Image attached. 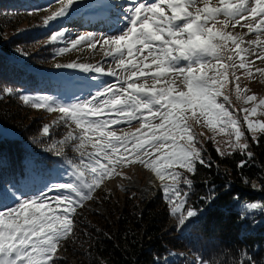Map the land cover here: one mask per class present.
<instances>
[{
	"label": "snow or ice",
	"instance_id": "obj_1",
	"mask_svg": "<svg viewBox=\"0 0 264 264\" xmlns=\"http://www.w3.org/2000/svg\"><path fill=\"white\" fill-rule=\"evenodd\" d=\"M201 2L204 7H200ZM59 3L60 9L44 20L45 25L58 17H66L75 0H67L66 3L59 0ZM162 5H167L171 15L166 14ZM92 6L103 10L119 9L115 24L127 21L130 27L115 37H97L92 33L80 35L69 41L71 49L85 44L95 49L101 41L102 47L109 46L105 55L112 56L116 67L121 69L124 75L117 76L113 68H109L106 75L117 77L118 83H109L103 79L105 73L100 64L72 63L57 64L56 67L79 68L85 73L101 74L90 75L87 85L81 88L88 91V96L83 99L74 93L70 102H61L49 95L33 97L22 94L19 89L12 87L5 86L0 89V99H3L4 94L19 95L20 99L32 108H43L48 112L59 111L62 114L60 120L64 124L68 125L71 121L80 129L79 135L70 131L64 139L55 142L33 139V143L41 146L42 150L57 158H64V146L70 140L79 142L75 144L74 151L79 152L81 158L84 157L82 150L86 144L91 143L96 149L95 153L89 154L94 163L84 165L83 168L68 161L73 168V181L46 182L44 189L34 196H25L23 192L12 187L0 188V264H58L55 258L58 246L75 242L76 239L74 228L79 221L74 213L77 206L92 199V193L100 184L116 168L126 163L135 162L155 173L161 181L162 195L171 205V213H180L179 225L186 226L190 223L203 209L185 208L193 181L184 172L176 169L182 167L186 173L196 174L197 164L211 168L215 162L206 158L203 154L206 150L202 146L198 148L192 143L193 134L189 133L190 125L187 123L189 117L185 115L188 110L199 107L209 116V124L220 123L222 131L229 129L228 135L235 137L231 142L233 151L245 157L237 163L238 169H243L254 156L249 138L245 137L244 131L237 126L239 120L233 118L224 103H218L216 98L221 95L219 77L227 79L229 69H232L233 73L237 69L235 63L227 66L223 63L224 53L228 51V42L235 45L240 52L256 54L257 59L264 60V54L256 53L257 48H262L264 52V40L261 39L264 36V0H236L235 3L219 0L218 6H208V0H158L152 4L141 0H127L126 3L121 0H98V3ZM221 15L224 20L219 22L224 28L229 24L235 28L244 20L245 24L241 26L247 27L249 32L257 33L255 40L247 42L248 48H241L244 43L243 36L214 31L215 24L209 26V20L216 21ZM64 37L65 32L58 31L51 36L49 42L55 43ZM252 45L256 47L253 48ZM69 50L65 46L57 51L67 53ZM227 60L232 61L233 57L228 55ZM145 61H150V64ZM181 61L186 62L185 66H181ZM247 63L242 56L238 67L251 73L252 69L247 67ZM150 65L154 66L155 71H152ZM216 65L224 71L218 75H208L205 70L214 71ZM256 71L264 75V68H257ZM169 74L181 78L180 83L187 90L173 94L171 85L175 80L169 79ZM157 85L162 86L158 89ZM236 87L238 92L241 91L239 84ZM255 99V96H246L247 101ZM224 101L228 102L227 95L224 96ZM256 107H264V99L259 100ZM256 107L251 108L250 112L255 113ZM244 111L248 113L249 109ZM113 112L116 113L114 117L103 115ZM145 112L153 120L158 117L160 122L153 124L151 120L141 119ZM136 119L141 120L140 129L131 134V138L129 134L118 135L116 130L108 127L118 125L121 121L131 123ZM243 119L247 123V131L252 134L251 141L259 144L261 138H264V122L251 121L248 115ZM146 126L150 135L141 138L140 131ZM157 130L161 134L158 135ZM42 133L45 137L50 136V126L44 125ZM90 134L96 135L95 141L91 139ZM181 134L187 136L188 144L181 145L177 142L176 136ZM129 145L132 146V159L117 157L118 149L124 148L128 151ZM169 145L171 147H168ZM154 153H165L163 160L154 156ZM220 155L231 153L220 152ZM101 159L106 163H101ZM242 179L246 185L250 183L247 177ZM181 185L187 186L188 190ZM252 187L257 186L253 184ZM215 198L213 185L212 193L201 199L210 204ZM6 200L18 203L10 207ZM56 208L62 210L55 211ZM243 208L258 209L264 214V204H244ZM241 218H246V214L242 213ZM223 256V260L213 261L197 256L192 264H257L244 250L225 252ZM229 256L232 257L230 260ZM155 264L166 262L157 257Z\"/></svg>",
	"mask_w": 264,
	"mask_h": 264
},
{
	"label": "trees",
	"instance_id": "obj_2",
	"mask_svg": "<svg viewBox=\"0 0 264 264\" xmlns=\"http://www.w3.org/2000/svg\"><path fill=\"white\" fill-rule=\"evenodd\" d=\"M55 2L57 0H0V89L7 86L29 96L49 95L61 101V85L72 76L66 77L68 70L63 67L45 65L56 60L60 44V41L49 42L56 33V25H45L43 21ZM37 19H41L38 26L29 25L6 39V27L13 20L17 21L16 29L23 22L35 24ZM45 41L46 44L33 51L38 43ZM29 107L19 95L4 94L0 99V125L10 129L9 133H0V188L12 187L20 192L44 188L46 182H62L65 173L73 171L68 161L81 166L80 153L74 161L65 156L57 158L33 143V139L49 142L64 139L68 129L57 124L55 129H50V136L45 137L42 127L46 122L29 118ZM73 145L74 141L66 147ZM252 145L254 156L243 169L236 167L245 159L243 154L232 151L231 155L221 156L207 145L203 154L214 161V165L205 168L197 164L196 174L185 173L193 181L185 208L203 210L186 226H178L176 238L163 237L165 225L170 220L178 221L180 213H171V206L160 189L142 209L134 202L135 198L130 197L121 207H112L111 219L94 214L91 223L87 219L82 221L81 231L74 230L75 242L65 244V253L76 258L77 264H153L157 257L166 255L167 247L187 251L195 260L202 256L208 261L223 260L225 252L244 250L257 264H264V220L257 223L264 214L247 213L246 218H241L245 213L244 203L264 204V138ZM242 177H247L250 183L246 185ZM253 184L257 187L253 188ZM213 185L216 198L207 204L201 198L212 193ZM181 187L188 190L187 186ZM57 261L66 264L62 259Z\"/></svg>",
	"mask_w": 264,
	"mask_h": 264
},
{
	"label": "rangeland",
	"instance_id": "obj_3",
	"mask_svg": "<svg viewBox=\"0 0 264 264\" xmlns=\"http://www.w3.org/2000/svg\"><path fill=\"white\" fill-rule=\"evenodd\" d=\"M66 3L67 0H64ZM121 2H127V0H121ZM141 2L152 4L158 2V0H141ZM229 3H235L236 0H228ZM98 3V0H75L74 5L72 6V10H70L69 14L66 17H58L56 20L50 21V25H56V32L58 31H64L65 37L60 41V44L57 48L65 47L67 46L70 50L67 53H58L55 55L56 60L46 63L45 65L49 68L56 67L57 64L59 65H67V64H91V65H97L100 64L104 68L103 79L107 80L109 83H118L117 77H112L106 75L109 68H113L117 72V76H123L124 73L121 69L116 67L115 62L112 59V56H106L105 52L109 50V46H101V43H98L96 45V48H89L87 45H81L78 46L77 49H71V45L69 43L70 40L76 39L80 35H85L87 33H92L94 36L97 37H115L120 35L123 31L127 29V27H130L127 24V21H123L119 24H115L116 19V13L119 12V9L114 10H108V9H101L98 6L93 7L92 5ZM219 0H208V6H218ZM61 7V4L59 3V0L54 3V6L51 10H49L48 14L51 16L54 12L58 11ZM162 7L165 8V12L167 15H171V10L167 7V5H162ZM200 7H204V4L201 2ZM190 11L192 9H189ZM123 15V13H121ZM43 16V21H44ZM224 17L218 16L216 21L209 20V26L211 27L213 24H215L214 31H224V32H231L233 35H240L243 36L244 43L241 44V48H248V41L249 40H255L257 37V33L255 31L249 32L247 27H242L241 25L245 24V21L242 20L239 25H236L235 28L229 24L227 28H224L223 25L219 21H223ZM41 22V19H37L34 22L32 21L30 24L28 22H23L20 25L16 26V29H14V26L17 24L16 20H13L8 27H6L5 30V37L6 39L20 33L21 31L26 30V28L30 25H36L38 26ZM29 26V27H30ZM14 29V30H13ZM54 34V33H53ZM52 34V35H53ZM51 35V36H52ZM262 40H264V36L261 37ZM46 41H49L46 40ZM40 42L37 44L34 50L39 49L42 45L46 44L47 42ZM251 47L255 48V45H252ZM264 47V46H262ZM58 50V49H57ZM257 54H264L262 52V48L256 49ZM118 55V54H116ZM145 55L147 53L145 52ZM231 55L233 57L232 61L227 60V56ZM225 59L223 63L227 66L228 64L235 63L237 65V69L233 73L232 69H229L227 73V79H225L223 76L219 77V90L221 92V95L218 96L217 102L218 103H224L225 108L230 112L233 118H236L239 120L238 127H241V130L244 131L245 137L249 138L250 147L252 148V144L255 143L251 141V133L247 131V123L244 121V116L248 115L249 120L251 121H259L264 122V107H256L259 103V100L264 99V75H261L256 71L257 68H264V60L257 59L256 54H249L245 52H240L239 49L235 48V45L231 44V42H228V51L224 53ZM245 57L246 63L248 61H251V63H247V67L251 68V73L247 72L245 69H240L238 67L240 58ZM142 59V58H141ZM145 63H149L150 61H145ZM186 62L181 61V66H185ZM152 71H155L154 66H151ZM211 67V66H210ZM66 70H68V73H66V77L72 76V78L69 81H65L61 85V93L59 98L61 99V102H70L72 95L75 93V95L79 96L81 99L88 96L87 89L81 90V88L85 87L88 83V80L90 79V75H101V74H89L83 72L79 68H68L63 67ZM146 71H148L146 69ZM208 75H218L220 72H223L224 69L219 68V65H216V68L214 71L206 69ZM238 78V79H237ZM169 79L175 80V83L171 85L173 87L175 94L177 91L184 90L186 91V87L180 83L179 77H176L172 74H169ZM142 82V81H141ZM149 84L152 83L151 79L148 80ZM81 83V84H78ZM85 83V84H82ZM95 83V82H93ZM77 85V88H75L74 85ZM239 84L241 91H237L236 85ZM162 85H157V88L159 89ZM71 91V92H69ZM69 92V94H67ZM65 95L63 96V94ZM228 96V102L224 101V96ZM37 96V95H34ZM33 96V97H34ZM246 96H255V101H247ZM30 106V105H29ZM256 107V112L251 113V108ZM249 109V112L246 113L244 110ZM28 117L29 118H37V119H44L47 125L50 126V129H55V125L61 124L65 128L68 129V132H73L74 135H79L80 129L76 127L74 122H69L68 125L64 124L62 120H60L61 113L59 111H53L48 112L46 110H43V108L35 109L31 106L28 109ZM193 113H195V116H193ZM103 115L107 116H116V113H104ZM185 115L189 117L187 119V123L190 125L189 127V133L193 134V141L192 143H195L196 147H203L205 149L207 145H210L214 147L217 152L220 154V152H232V146L231 142L235 139L234 136L230 137L228 135L229 129L221 130V124L215 123L209 124L208 119L209 116L206 115L199 107L188 110L185 112ZM141 119H148L151 120V123H159V118L152 119L149 114L145 112L144 117ZM59 121V123H56ZM141 120L136 119L132 120L131 123H128L127 121H121L118 125H109L108 127L111 129H114L117 131L118 135L123 134H129L131 138V134H134L137 132V129H140ZM10 129L4 128L0 125V133H9ZM158 135L161 134L159 130H157ZM140 137L145 138L150 135V132L147 128V126L144 129H141L140 131ZM173 135H175V132H173ZM259 135V133H257ZM91 139L93 141L96 140V135L90 134ZM177 142L181 145L188 144L189 141L187 140L186 135H177L176 136ZM196 141H199V143H196ZM72 142L71 140L68 141ZM243 142V139L241 140ZM67 143V144H68ZM79 143L78 141H74V145L68 148L66 145L64 146V153L65 157L70 158L71 160H76L77 153L74 151L75 144ZM168 147H171L169 145ZM132 146H128V151H125L124 148H119L118 152L116 153L117 157H124L126 160H131L132 156L131 153ZM66 149V150H65ZM167 149L165 150V152ZM84 157L83 164H81V167L83 168L84 165L94 163L92 159L89 158L90 153H95L96 149L92 147L91 143H88L85 145V148L83 149ZM205 153V152H204ZM165 153H154V156H159L161 160H163V155ZM101 163H106L103 159H101ZM165 164L167 162H164ZM160 166V165H158ZM64 167V166H63ZM177 171L184 172L186 171L181 167L177 168ZM73 171L70 170V173L66 172L63 181H73L75 178L74 176H71V173ZM152 175L154 177V180L150 178L149 175ZM134 182L139 185L135 186ZM170 182V181H168ZM149 184V185H148ZM161 181L158 177L155 176V173L151 172L148 169L143 168L142 165L136 164L135 162L132 163H126L125 165L118 167L115 169V171L109 175L101 184L100 186L92 193V199L86 200L83 202L82 205H78L76 210V220L79 221V224H77L74 228L76 233L80 232V223L87 219V221H90V223L94 219V214L98 215L99 217H103L105 220L111 219L112 214V207L117 206L121 207L123 204H125L130 197H134V202H136V205L139 206L140 209H142V205L146 203L147 201H151L155 197V193L161 189L160 187ZM41 189L39 188L31 191H22L25 196H34L36 193H38ZM103 196V197H102ZM6 203L8 206H15L18 201L14 200H7ZM62 203H66L62 201ZM250 203H257V202H247L244 204H250ZM243 204V205H244ZM171 206V205H170ZM47 207V206H46ZM243 207V206H242ZM244 209V208H243ZM55 211H61L62 209L56 208ZM245 214L247 213H257L259 212L258 209H251L246 210L244 209ZM101 220V218H100ZM264 220V217L257 220V223ZM179 223L177 220H170L168 224L165 225L163 229V237L165 238H172L177 236L176 230L178 228ZM253 226V225H252ZM81 236H79L80 238ZM85 248H83L84 250ZM166 255L163 258H160L162 262L167 261V257L171 253H186L188 256L182 257L179 256L175 259V261L169 263H175V262H185L187 264H192L193 261H195V258L187 251H174L170 247L166 248ZM56 259H62L66 261V264H77L76 258L69 256L67 253H65V244H62L58 246V251L56 253ZM156 260V259H155ZM155 264V261L153 262Z\"/></svg>",
	"mask_w": 264,
	"mask_h": 264
},
{
	"label": "bare ground",
	"instance_id": "obj_4",
	"mask_svg": "<svg viewBox=\"0 0 264 264\" xmlns=\"http://www.w3.org/2000/svg\"><path fill=\"white\" fill-rule=\"evenodd\" d=\"M149 176H150L151 179L154 180V177H153L151 174H150ZM134 185H135V186H139V185H137L135 182H134ZM148 185H149V184H148ZM179 256L186 257V256H188V254L183 253V252L180 253V254H178V253H171V254L167 257V261H166V263H171V262L175 261V259L178 258Z\"/></svg>",
	"mask_w": 264,
	"mask_h": 264
},
{
	"label": "water",
	"instance_id": "obj_5",
	"mask_svg": "<svg viewBox=\"0 0 264 264\" xmlns=\"http://www.w3.org/2000/svg\"><path fill=\"white\" fill-rule=\"evenodd\" d=\"M166 264H169V263H166Z\"/></svg>",
	"mask_w": 264,
	"mask_h": 264
}]
</instances>
